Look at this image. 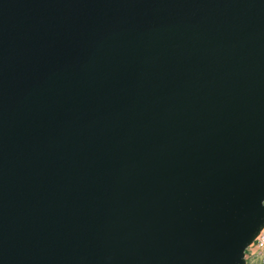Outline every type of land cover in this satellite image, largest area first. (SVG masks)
I'll list each match as a JSON object with an SVG mask.
<instances>
[{"label": "water", "instance_id": "1", "mask_svg": "<svg viewBox=\"0 0 264 264\" xmlns=\"http://www.w3.org/2000/svg\"><path fill=\"white\" fill-rule=\"evenodd\" d=\"M264 229V0H0V264H246Z\"/></svg>", "mask_w": 264, "mask_h": 264}, {"label": "built area", "instance_id": "2", "mask_svg": "<svg viewBox=\"0 0 264 264\" xmlns=\"http://www.w3.org/2000/svg\"><path fill=\"white\" fill-rule=\"evenodd\" d=\"M262 250H264V229L247 248L245 252L246 264H256L260 251ZM260 264H264V261L261 260Z\"/></svg>", "mask_w": 264, "mask_h": 264}, {"label": "rangeland", "instance_id": "3", "mask_svg": "<svg viewBox=\"0 0 264 264\" xmlns=\"http://www.w3.org/2000/svg\"><path fill=\"white\" fill-rule=\"evenodd\" d=\"M261 260L264 261V250L260 251L256 264H260Z\"/></svg>", "mask_w": 264, "mask_h": 264}]
</instances>
